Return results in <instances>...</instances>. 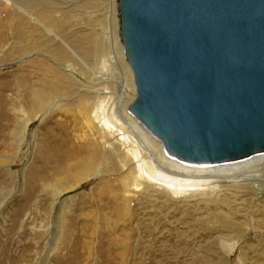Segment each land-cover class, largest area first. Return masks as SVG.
<instances>
[{
    "label": "rangeland",
    "instance_id": "rangeland-1",
    "mask_svg": "<svg viewBox=\"0 0 264 264\" xmlns=\"http://www.w3.org/2000/svg\"><path fill=\"white\" fill-rule=\"evenodd\" d=\"M14 1L18 7L0 0V264H263L264 229L259 225L264 222V190L255 193L254 189V197L248 180L212 179L223 186L218 193L183 198L146 184L142 191L133 192L130 220L127 213L116 216L113 202L122 192L121 176L131 164L120 169L117 154L112 152L99 159L95 174L84 178H79L77 170L66 168L63 175L71 177L66 191L55 193L51 177L31 183L33 174L46 170L43 164L52 153L51 135L62 138L58 140L63 148L87 138L83 122L74 124L63 110L73 111L65 102L85 92L81 86H72L68 90L72 96L66 92L55 99L61 100L57 101L61 106L49 104L39 112L32 110L30 92L19 83L22 78L35 79L30 75L35 59H48L39 49L46 40H37L36 35L34 42L28 38L37 23L32 18L25 24L18 18L7 26L4 19L12 12L27 16L20 7L28 0ZM34 1L39 0H30ZM46 1L53 10L70 12L72 20L80 18L77 24L85 28L90 26L83 21L103 17V8H99L102 0ZM88 1L98 5L77 8ZM115 14L118 29L117 3ZM89 29L103 34L97 24ZM21 34L22 51L15 41ZM119 43L123 48L121 40ZM58 68L65 72L64 65ZM114 74L117 76L116 71ZM61 123L65 127L59 129ZM142 128L166 157L161 142ZM260 165L249 170H258L264 182V166ZM224 218L231 224L222 225ZM128 227L132 229L126 230ZM125 231L130 239L124 238ZM258 235L263 240L259 241Z\"/></svg>",
    "mask_w": 264,
    "mask_h": 264
},
{
    "label": "water",
    "instance_id": "water-1",
    "mask_svg": "<svg viewBox=\"0 0 264 264\" xmlns=\"http://www.w3.org/2000/svg\"><path fill=\"white\" fill-rule=\"evenodd\" d=\"M129 110L195 164L264 151V0H118Z\"/></svg>",
    "mask_w": 264,
    "mask_h": 264
},
{
    "label": "bare ground",
    "instance_id": "bare-ground-1",
    "mask_svg": "<svg viewBox=\"0 0 264 264\" xmlns=\"http://www.w3.org/2000/svg\"><path fill=\"white\" fill-rule=\"evenodd\" d=\"M3 1L14 3V6L18 7L14 0ZM116 3L119 31L116 28ZM116 3L115 0H102L99 8H103V17L82 22V24H86V27H91L94 24L101 26L103 34L93 30L94 28L89 29L90 27L80 26L77 24L80 18L72 20L70 12L53 10L46 0H39L36 4L35 1L33 3L30 0L23 3V7H20L21 12L29 17L24 18L20 16L21 14L17 15L12 12L11 15L9 14L10 16L7 15V18L4 19L8 26L18 18H21L23 24L28 23V18H32L37 22V25H32L28 38L32 39L33 42L34 38L41 41L46 40L39 49L46 52L48 59H35L32 62L34 69L30 75H33L36 80L31 81L30 78H22L23 80L21 79L22 81L19 83V85L23 83L21 85L29 90L30 97L28 101L30 103H28L33 111L39 112L49 104L50 106H61L62 104L57 103L61 100L55 101V99L57 96L68 93L72 86H81L85 92L77 95L79 96L78 99L65 102L73 108V111L63 110L65 111V117L69 116L74 124L83 122L86 126L84 133L87 138L79 141L80 144L77 140L73 144L71 142L69 146L67 145L68 147L63 148L58 140L62 138L51 135L48 140L50 141L52 153L48 157V161L46 160L43 164V168L46 170H43L41 174H33L31 183L35 184L38 180L51 177L53 180L55 179L53 184L55 193L66 191V187L71 184V177L68 179L63 175L64 172H67L66 168L77 170L80 172L79 178H84L88 174L94 173L101 157L112 152L117 154L118 160L116 162L121 167L120 169L128 163L131 164L128 171L121 176L119 187L122 188V192L120 196L114 197L113 205L116 216L127 213V219L132 217L130 200L134 197L133 192L142 191L146 184L157 187L156 189L161 188L173 197L183 198L192 194L205 196L208 195L209 191L210 193H218L223 186L212 183V179L248 180V190L252 191L255 197L257 190L258 192L264 190V186L259 187L262 184L264 185V182L260 174L257 173L258 170L254 169L255 172L249 169L260 164H263L260 166H264V151L243 159L223 163H189L168 154L162 142L130 112L129 105L135 98V86L134 82L132 83L131 69L129 65H126L128 62L124 47L122 48L119 43V40L122 43V33L118 0H116ZM96 4L98 5L95 1H88L79 4L77 8L79 10L89 9L93 5L96 6ZM34 35L36 36L34 37ZM0 36L3 35L0 33ZM22 37V34L18 35L15 40L18 42L20 51L23 50L24 45ZM61 65L66 67V73L58 68ZM114 71H116L117 76ZM100 82L101 85H99ZM96 85L99 86L95 88ZM67 96L70 97L72 94L68 93ZM67 96H65L66 99H69ZM134 119L138 120L139 123ZM23 126L25 127V125ZM58 126L59 129L65 127L63 123ZM142 126L161 142L163 153L168 157L162 155L160 148L148 137ZM51 129L52 126L47 128V132ZM52 133L53 131L50 132V134ZM62 133H64V130L60 131V134ZM72 172L74 174V170ZM73 174L70 173L72 176ZM130 175L132 176L131 179L129 178ZM237 183L234 182V185H237ZM105 185L109 187L108 184ZM142 187L143 189H141ZM240 187L242 190L245 188L241 185ZM136 188L138 190H135ZM214 222L216 221L214 220ZM223 223H228V220L224 218L221 224L223 225ZM228 224H231V222ZM259 226L264 229V222ZM129 229H132V227H128L126 230ZM124 234V238L130 239L129 231H125ZM258 240L263 239L259 236ZM261 242L264 243V241ZM104 249L106 248L104 247Z\"/></svg>",
    "mask_w": 264,
    "mask_h": 264
}]
</instances>
